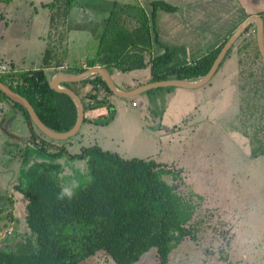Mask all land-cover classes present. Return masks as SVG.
I'll list each match as a JSON object with an SVG mask.
<instances>
[{
	"label": "trees",
	"instance_id": "trees-1",
	"mask_svg": "<svg viewBox=\"0 0 264 264\" xmlns=\"http://www.w3.org/2000/svg\"><path fill=\"white\" fill-rule=\"evenodd\" d=\"M10 1L0 0V3ZM73 1L51 0L43 4L50 9V13L49 30L43 37L45 45L40 53V67L14 70L13 62H0L4 66V70L0 71V83L24 97L40 122L57 133L73 126L76 108L67 94L49 86L44 68L76 74L87 67L101 65L109 71L126 73L149 65L151 81L167 78L194 81L207 72L226 38L247 17L243 13L228 25L217 44L186 60L185 56L176 59L169 43L157 33L158 14L162 11L173 13L176 6L172 2L112 0L107 15L92 21L89 27L85 23L68 21ZM257 14L262 20L264 43V9ZM252 25H247L239 36L240 43L234 46V53H245L243 56L249 57H243L246 62L241 60L242 63L237 64L238 80H241L238 86L241 90L249 89L246 85L248 76L253 73L264 76L255 54L257 50L260 55L256 40L251 34L245 35ZM85 28L96 33L98 43L94 53L85 58L84 66L71 65L65 61L66 35L70 29ZM252 33L254 36L255 27ZM250 38L254 41L251 42ZM151 48L153 54H150ZM144 51L149 55L147 61ZM260 58L264 62L261 55ZM63 62L66 67L58 69L57 66ZM81 82L92 84L93 92H87L84 96L95 103L103 101L95 100L93 93L96 85L110 92L98 74H91ZM260 82L253 84L254 91L252 87L249 89L252 98L256 97L258 88L264 91V85ZM61 84L67 86V82ZM4 102L19 110L27 134L22 136L25 137L22 141L26 148L20 155L17 181L12 184L13 189L25 199L24 210L21 217L17 218L20 225L10 226V232H4L1 238L0 264H80L98 252L109 257L113 264H133L151 248L155 251L156 264H167L170 253L178 244L184 239L195 243L200 230L199 234L206 233V237L210 234L212 238L215 237V241L219 234L221 240H230L232 233L229 228L224 227L227 226L225 222L219 220L213 208H210L216 200L212 201V206H208L201 195L186 194L179 189V184H182L179 182L182 180L179 172L151 158L123 156L97 144L81 145L72 153H68L64 147H56V151H65L69 158L84 160L89 176L81 185L65 190L54 164L26 166L27 147L33 145L35 150H42L45 144L42 135L45 134L32 123L19 102L0 91V111ZM253 110L249 118L246 117L243 132L246 140L254 144L251 155L264 156V101L254 106ZM90 121L93 120L83 115L73 136H82L81 125ZM48 138L51 143L64 140ZM45 154L54 155L55 152ZM8 215L11 216V213ZM212 219H215L214 223ZM223 241L216 246L219 260H226L228 256V247L222 248L225 247Z\"/></svg>",
	"mask_w": 264,
	"mask_h": 264
},
{
	"label": "rangeland",
	"instance_id": "rangeland-1",
	"mask_svg": "<svg viewBox=\"0 0 264 264\" xmlns=\"http://www.w3.org/2000/svg\"><path fill=\"white\" fill-rule=\"evenodd\" d=\"M49 1L51 0H11L0 3V62H13L23 69L37 66L45 45L43 37L49 30L50 9L43 4ZM111 1L74 0L68 21L85 23L90 27L92 21L109 11ZM167 1L173 3L175 0ZM192 1L193 7L191 5L187 10L191 12L190 20L197 19L195 22L181 19L183 17L180 16V20L174 18L173 23H166L170 30L165 29L169 31L163 40L169 43L176 59L183 54L190 56L188 50L195 49L196 45L203 51L209 49L221 39L228 25L243 13L258 15L264 9V0ZM198 2L201 3L197 4ZM179 10L183 8L176 9L174 14ZM160 25L156 21V27L160 28ZM253 27L247 33L250 32L255 38L251 32ZM89 30L68 31L65 45L69 64H79L78 59L85 60L94 53L98 40L96 33ZM253 38H250L251 42L254 41ZM172 39L185 41L180 47L181 51L176 43L172 45ZM239 39L240 37L217 71L202 87L188 89L168 85L149 90L146 113L144 111L146 116L139 121L149 131L147 137H143V129L132 126L130 119L122 112L123 105L125 108L130 107V99L139 101L137 95L119 97L108 92L113 107L107 105L108 98L97 103L103 107V118H93V122L83 123L80 137L72 135L51 143L46 135H42L45 139L42 150H35L33 145L27 147L26 166L37 163L54 164L60 183L65 190H71L89 179L85 161L69 158L65 151H56V147H64L68 153H72L81 145L97 144L103 149H108L110 145L112 149L109 150L120 155L151 158L167 164L172 171L179 172L178 175L183 180L179 181L182 183L179 184V189L183 192L201 195L208 206H212V201L216 200L210 208H213L214 214L225 222L227 226L224 227L229 228L232 233L230 240H221L219 234L215 241V237L212 238L210 234L207 237L206 233L199 234L200 230L195 243L184 239L178 244L170 253L167 264H264V156L251 155L254 144L246 140L243 132L246 117L253 113L254 106L257 107L264 101L263 90L258 88L256 95L254 94L256 97L252 98L249 89L252 87L254 91L253 84H259V81L264 85V76L259 77L253 73L248 76L246 85L249 89H239L241 80H238L237 70L235 73L233 68H237L239 62H246L244 58H249L243 56L245 53H233L235 44L240 43ZM255 54L264 73V62L257 50ZM82 65L84 66V61ZM7 113L9 111H6L5 116ZM9 116V120L4 119L3 126L10 133L19 135V138L26 136V124L19 110H13ZM172 122L175 124L170 125ZM117 127H122L123 133L114 136L112 132L114 129L117 132ZM132 129L138 134L129 139ZM157 132L161 134L159 138L156 136ZM147 138L153 141L146 145L140 142ZM14 140L0 130V237L4 236L6 227L20 225L17 218L21 217L24 210L25 199L13 189L12 184L17 181L20 155L26 147L23 141ZM45 152L55 154L47 155ZM65 184H68V188ZM12 204L15 213L11 220L8 218L11 211L7 209ZM211 221L214 223L215 219ZM222 241L225 246L222 248L228 247L226 260H219L217 256L216 246ZM154 254L155 251L151 248L142 253L133 264H156ZM80 264L113 263L109 257L98 252Z\"/></svg>",
	"mask_w": 264,
	"mask_h": 264
},
{
	"label": "crops",
	"instance_id": "crops-1",
	"mask_svg": "<svg viewBox=\"0 0 264 264\" xmlns=\"http://www.w3.org/2000/svg\"><path fill=\"white\" fill-rule=\"evenodd\" d=\"M172 4H174L176 6V9L183 8V10H179L175 14H174V12H175L176 9L174 10L173 13H171L169 11H162V12H160L158 14V17H157V20L156 21L160 22L161 25H160V28H158V26H157V28H158L157 33H158V35L161 38H163L164 36H167V34H168L167 32L170 30V27L168 25H166V23L167 22L173 23V19L174 18L176 20H178V19L180 20L179 17L181 16V17H183L181 19H189L188 21H191L192 20L193 22H195L197 20V19H193V18L190 20V18H191V12L187 10V8H189L191 5L193 7V1L192 0H175V1H173ZM172 14H174V15H172ZM250 14L253 15L252 12H249V13H247V16L250 15ZM105 15H104V17H105ZM101 18L97 17V20L96 21L100 20ZM165 29H169V30L168 31H165ZM184 42H185L184 40L181 42L180 40L177 41V40L172 39V45H175V43H176L177 47H179V49H178L179 51H181L180 50V47L183 45ZM215 44H217V43H215ZM151 49L152 50L150 51V54H153V52H152L153 51V48H151ZM233 51H235L234 48H233ZM198 52L199 53L200 52L201 53H204V52H206V50L203 51L201 49V47L199 48L197 45H196L195 49L192 48L191 50H188V53L191 54V55L197 54ZM143 54H144L145 61H147L149 55L147 54L146 51H144ZM183 56H185V59L186 60H188V58L190 57V56L185 55V54H183ZM177 59H180V56ZM65 61L67 62V60H65ZM78 61L80 63L79 64H76V65H82V63H83L84 60H82V59L79 60L78 59ZM14 65H15L14 66L15 68H13L14 70L23 69V68L18 67V65H16V64H14ZM40 65L41 64H40V56H39L38 62H37V66H35L33 68H29V69L38 68V67H40ZM94 66H99V67H102V68H104L106 70V72H107L108 76L110 77V80H111L114 88L116 90H118V91H128V90H131V89H134V88H140L141 89V86L153 82V81L150 80L149 65H147L145 67H142L140 69L133 70L131 72H126V73H119L117 71H109L107 68H105L104 66H101V65H94ZM23 70H26V69H23ZM233 70H235L234 72L236 73V70L238 71V66H237V68H233ZM44 73H45V75H46V77L48 79V83L51 80V78L54 77V76H56V75L68 76V75H72L73 74V73H64V72H61V71L54 72V69L51 68V67L50 68L49 67L48 68H44ZM93 74H97V73H93ZM167 79H172V78H167ZM81 80H76V81H61V82L58 83V85L64 86L61 83L62 82H67V86H64V87H67V88L71 89L79 97V99L81 101V104H82L83 115L87 116V118H89L90 120H93V118H99V119L100 118H103L104 115L102 113L103 112L102 111L103 110L102 105H99V104H97L99 102L95 103V101L93 99H87L84 96V95L87 94V92H90V93L93 92V90H92V84L89 83V82H86V83L83 84L81 82ZM166 86H168V85H166ZM161 87H165V86H158L157 88H161ZM178 87H181V86H178ZM200 87H202V86L192 87V88L184 87V88H188V89H198ZM151 88H155V87H150V88H147V89H144V90L137 91L134 95H137L139 101L136 102L135 99H130L128 101L130 107L127 106L125 108L124 105L122 106L123 107L122 112L124 113V115H125L126 118H129L130 119V121H131L130 124L132 123L131 124L132 126H139L140 128L143 129V132H142L143 137H147L149 135V131L146 128H144V124L141 125V122L139 124V121H140V119L141 120H144L145 119V116H146L145 113H146V108H147L146 105L148 103V101H147V94L149 93V90ZM93 94H95V100H97V101H99V100L106 101L107 98H108V95H109V93L102 86H100V85H96L95 86V93H93ZM111 94H112V92H111ZM114 95L115 96H118L116 94H114ZM119 97H125V96H119ZM131 102H135V105H132ZM113 103H115V102H113ZM138 104H141V106H137ZM107 105L110 108L112 106V101H111L110 97L108 98V104ZM143 105H144V107H143ZM13 110H16V109L12 108L9 105V103L4 102L2 104V111H0V119L1 118H4L5 120L6 119L9 120L10 119L9 114L12 115ZM6 111H9V114L7 113V115L5 116ZM144 111H145V113H144ZM113 120H114V118L111 119V121H113ZM90 122H93V121H90ZM173 124H175V123L172 122L170 125H173ZM117 128H118L117 132L115 131V129L112 132V134L114 136L115 135H121L123 133L122 127H117ZM157 128L158 127H156L155 130H157ZM137 134H138V132L135 131L134 129L130 130V132H129V139L132 136H137ZM160 135H161L160 133L156 134L157 138H159ZM11 139H13V138H11ZM153 139H154V135H153ZM153 139L151 140V139H148L147 138L146 140L143 139L140 142H142L143 144L146 145L147 143L153 141ZM16 140L17 141H22L23 140V137L22 136L20 138L18 137V139L16 138ZM108 149H112L110 145H108ZM13 207H14V204L10 205L9 206V209H7V211H11V216L8 215V218L14 216L15 211L13 212V210H15V209ZM5 229H8V227H6ZM0 231H1V228H0ZM4 232H5V230H4ZM1 237H3V235Z\"/></svg>",
	"mask_w": 264,
	"mask_h": 264
},
{
	"label": "water",
	"instance_id": "water-1",
	"mask_svg": "<svg viewBox=\"0 0 264 264\" xmlns=\"http://www.w3.org/2000/svg\"><path fill=\"white\" fill-rule=\"evenodd\" d=\"M253 23L255 27V40L257 44L258 51L262 58L264 59V43H263V36H262V20L259 15H249L247 16L234 30L233 32L226 38L223 45L221 46L219 52L213 59L209 69L207 72L200 78L194 80V81H184V80H176V79H167V80H159V81H153L151 83L145 84L141 86L140 88H134L128 91H118L114 88L110 77L108 76L106 70L99 66H93L88 67L85 70H83L80 73L72 74L68 76H62V75H56L51 78L49 81V86L57 91L63 92L67 94L71 100L73 101L75 108H76V119L73 124V126L61 133L53 132L49 130L46 126H44L40 120L37 118L35 112L33 111L32 107L28 103V101L19 95L18 93L9 90L6 88L2 83H0V91H2L5 95L9 96L10 98L16 100L21 104V106L26 110L29 119L32 121V123L46 136L53 138V139H65L69 136H72L79 128L82 119H83V109L82 104L79 99V97L69 88L58 85L61 81H76L81 80L85 77H87L90 74L97 73L101 76L103 81L105 82L107 88L113 93L118 96H132L137 91L144 90L150 87H158V86H166V85H174V86H181V87H198L206 83L209 78L214 74L220 60L225 55L226 51L230 48V46L233 44V42L240 36V34L244 31V29L247 27L248 24ZM4 118L0 119V130L4 132V134H7L10 138L18 139V136L10 133L4 126H3Z\"/></svg>",
	"mask_w": 264,
	"mask_h": 264
},
{
	"label": "built area",
	"instance_id": "built-area-1",
	"mask_svg": "<svg viewBox=\"0 0 264 264\" xmlns=\"http://www.w3.org/2000/svg\"><path fill=\"white\" fill-rule=\"evenodd\" d=\"M253 32V31H251ZM249 33H245V35H249ZM66 67V63H62L60 65L57 66L58 69H61V68H65ZM4 70V66L3 65H0V71ZM132 105H135V102H131ZM10 232V229H7V231H5L6 234H8Z\"/></svg>",
	"mask_w": 264,
	"mask_h": 264
}]
</instances>
